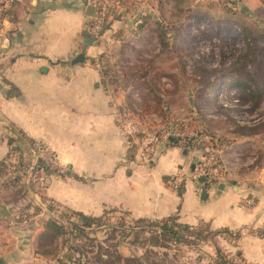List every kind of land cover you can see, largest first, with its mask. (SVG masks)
<instances>
[{
    "label": "crops",
    "instance_id": "1",
    "mask_svg": "<svg viewBox=\"0 0 264 264\" xmlns=\"http://www.w3.org/2000/svg\"><path fill=\"white\" fill-rule=\"evenodd\" d=\"M119 1L122 15L97 45L87 42L94 12L88 14L83 0H18L7 13L0 10V168L10 137L30 157L22 136L53 150L60 168L44 194L58 216L30 195L17 198L0 179V264H59L66 247L44 257L39 245L45 223L69 214L112 222L176 217L181 226L227 230L232 235L202 241L211 260L220 248L234 264H264V172L252 184L224 175L200 180L193 170L199 151L187 152L177 140L156 141L145 127L143 138L126 133L128 96L140 108L139 100L132 86L104 70L123 19L146 0ZM240 2L252 9L261 0ZM80 54L84 61L74 64ZM33 210L25 224H15Z\"/></svg>",
    "mask_w": 264,
    "mask_h": 264
},
{
    "label": "rangeland",
    "instance_id": "2",
    "mask_svg": "<svg viewBox=\"0 0 264 264\" xmlns=\"http://www.w3.org/2000/svg\"><path fill=\"white\" fill-rule=\"evenodd\" d=\"M129 11L107 56L112 71L127 75L142 108L156 112L146 115L157 121L148 122L146 130H168L175 123L183 148L198 144L201 155L214 152L225 164L223 177L255 182L264 172V0L252 9L240 0H146ZM238 81L251 84L252 91L237 87ZM157 97L163 110L157 109ZM260 125L251 135L238 129ZM125 220L104 219L86 230L94 241L82 264L97 263L91 250L102 242L109 253L122 257L147 254V264H216L218 254L211 260L204 244L194 239L164 238V247L145 253L141 246H150L154 234L128 237L133 223ZM116 227L115 240H104ZM85 241L78 237L70 245L80 248ZM106 258L98 264H106Z\"/></svg>",
    "mask_w": 264,
    "mask_h": 264
},
{
    "label": "trees",
    "instance_id": "3",
    "mask_svg": "<svg viewBox=\"0 0 264 264\" xmlns=\"http://www.w3.org/2000/svg\"><path fill=\"white\" fill-rule=\"evenodd\" d=\"M1 1V0H0ZM12 7L10 5L8 8L5 10H2L3 12H6ZM121 11L116 10L112 14L111 19H106L104 21V24L100 30V35L101 37L103 34L110 29V26L113 22L114 19H118L121 17ZM139 29H143V24L139 26ZM159 32L161 34H165L166 31L163 29H159ZM90 36V35H89ZM248 55V54H246ZM243 57V56H242ZM241 57V59H242ZM111 66V65H110ZM110 66H105L104 73L105 75H109L112 77V80H118L120 81L123 86H128L129 81L128 77L126 74L122 73L119 70L112 71ZM110 67V68H109ZM236 86L239 88H244L246 86L249 87L251 90L253 87L251 84H246L244 82L238 81L236 83ZM252 91V90H251ZM162 107V100L160 97H157V109L163 110ZM127 108L130 111H133V99L128 96L127 100ZM141 109V116H146L151 113H156L150 110H144L142 106L140 105ZM175 123L171 124V126H168V129H174ZM262 127L256 126V127H242L238 126V129L245 130L249 132V135L253 134L256 132L257 128ZM30 145L35 146L36 144L33 143L30 139L26 138L25 136H22ZM138 138H143L142 134H137ZM192 142V141H191ZM9 154L11 153H17L18 155V163L16 164V169H15V176L14 178L8 179L7 181L3 182V185L6 187H10L16 191L17 198L19 199H27V197L30 195L29 192V185L26 184L24 180V175L27 170V166L31 161V157H27L24 154V149L21 147V145L18 143V141L10 137L9 141ZM197 149H200L198 144H191L187 143V146H185V151L187 152H193ZM37 166L40 168H43L45 173L47 175H51L54 173V170L52 167H48L45 165V162L43 160H38L37 161ZM8 164L6 166L0 168V179L7 173L8 169ZM44 198V195H43ZM45 199V198H44ZM27 207L29 209H32L31 204L28 203ZM27 210V209H26ZM37 210H33L32 213H23L21 215V219L29 220L30 216L36 214ZM80 218V223L81 224H71L72 226H68L67 224L58 221V220H49L45 223L44 226V240L41 242L39 245V253L44 256V257H57L62 250L66 251L65 254L63 255V259L60 260L59 264H82L83 257H84V251L86 248L89 247V244H91V241L94 239L88 234L86 231V228H95L99 227L103 224L104 222V217L101 218H94V217H88L83 214H78L77 215ZM64 218V217H63ZM132 227H130V237L131 235H137V239H140L141 237L145 236L146 234L152 233V240L148 243H150V246L143 245L141 246L144 250L145 253H150L153 254V250L151 249L153 246H158V247H164V242H161L162 239H167V240H173V239H182L186 243H191L190 239H194L193 241L196 242H202L211 238H216L218 235L222 234H227L230 235L231 232L227 230H222V231H217L213 232L210 231L208 228H203V227H192V226H181L180 224L177 223L176 217H170L167 219L163 220H148V219H140V220H133L131 221ZM121 228V226H120ZM119 227H116L112 230L111 234L108 235L104 240L108 241H114L115 240V233L120 230ZM125 229V228H121ZM232 235V234H231ZM78 237H81L82 239H86L85 242H83L79 248V246H72L70 243L73 242V240L77 239ZM106 242L98 243L96 245V251L91 250V254H94L96 256V260L98 264V261H101L105 256L106 258V264H147V257H145L144 254L141 257H122L120 255H117V253L112 254L109 253L107 248H103L105 246ZM93 246V245H92ZM60 247H62L60 249ZM70 248V249H69ZM79 252L81 256H78L77 258H74V253ZM109 253V254H108ZM217 259L216 264H234L229 258L226 256L225 253L220 250V248L217 249Z\"/></svg>",
    "mask_w": 264,
    "mask_h": 264
},
{
    "label": "built area",
    "instance_id": "4",
    "mask_svg": "<svg viewBox=\"0 0 264 264\" xmlns=\"http://www.w3.org/2000/svg\"><path fill=\"white\" fill-rule=\"evenodd\" d=\"M15 1L18 0H1L0 2V10H5L10 5H12ZM85 7H93L94 15L92 19L89 21L87 25V32L90 36L93 37L94 41L98 42L101 39L100 30L104 24L106 19H111L114 11L119 10L120 1L119 0H83ZM137 99V98H136ZM133 111L128 110L126 119L124 121V129L128 136H135L138 133H146L145 125L150 121H156L154 118H149L147 116H141V109L134 102ZM145 127V128H144ZM144 129V130H143ZM174 129L168 130H158L153 131L154 139L156 141H168L170 138L174 137L176 140V134L174 133ZM151 134V133H150ZM153 139V140H154ZM154 140V141H155ZM29 151L31 161L27 166L26 173L24 175V180L27 185H29L30 197L34 202H36L41 208L46 211H50L52 214H57L59 209L54 205L50 204L43 198L45 191L48 187V181L50 175H47L43 168L37 166L38 160H43L45 165L48 167H52L54 173L59 171L58 158L56 153L44 146H32L29 144ZM150 150H152V146H150ZM18 155L17 153H11L8 156L7 164L8 169L7 173L2 177L3 181H7L8 179L14 178L16 164L18 163ZM195 172L197 177H205L208 180L214 181L218 178H221L225 172L226 167L225 164L219 159V157L214 152H207L204 155H200L199 164L195 168ZM247 204L252 205L253 201L251 199H247ZM63 223H76L81 224L80 218L75 214H69L66 218L58 219ZM25 224L26 220L21 219V216H17L15 220V224ZM91 228H86V230H90Z\"/></svg>",
    "mask_w": 264,
    "mask_h": 264
},
{
    "label": "water",
    "instance_id": "5",
    "mask_svg": "<svg viewBox=\"0 0 264 264\" xmlns=\"http://www.w3.org/2000/svg\"><path fill=\"white\" fill-rule=\"evenodd\" d=\"M87 10H88V14H93V12H94V8L93 7H88L87 8ZM87 42H88V44H95V45H97L98 44V42H96V41H94L93 39H87ZM84 59H85V55L84 54H80L79 56H77V58H75L74 60H73V63L74 64H77V63H82L83 61H84ZM170 140H173V141H175L176 139L174 138V137H172V138H170ZM199 164V157H195L194 158V164H193V170L195 171V168H196V166ZM200 180H204V179H206L205 177H201V178H199ZM263 181H264V175H263Z\"/></svg>",
    "mask_w": 264,
    "mask_h": 264
}]
</instances>
